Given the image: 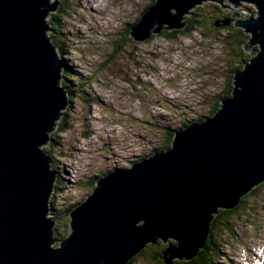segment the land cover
<instances>
[{"label":"water","instance_id":"water-1","mask_svg":"<svg viewBox=\"0 0 264 264\" xmlns=\"http://www.w3.org/2000/svg\"><path fill=\"white\" fill-rule=\"evenodd\" d=\"M202 1L230 9L223 0H158L132 35L145 40L180 30L182 16ZM228 1L255 4L257 20L234 26L252 33L245 52L261 49L234 74L233 98L221 101L211 120L188 127L180 136L184 149L103 178L71 214L72 233L54 250L46 215L55 174L39 146L47 145L69 100L61 87L64 65L44 23L58 2L0 0V264H126L156 238L178 243L160 257L166 264L193 261L219 209L235 208L264 180V0Z\"/></svg>","mask_w":264,"mask_h":264},{"label":"rangeland","instance_id":"rangeland-1","mask_svg":"<svg viewBox=\"0 0 264 264\" xmlns=\"http://www.w3.org/2000/svg\"><path fill=\"white\" fill-rule=\"evenodd\" d=\"M55 1L57 10L49 11L44 20L51 30L46 34L56 35L57 29L62 32L64 51H59V56L75 72L76 84L71 93L74 95L64 109L66 113L71 111L70 115L56 121V130L47 145L42 146L49 169L52 170L53 161H57L58 176L64 181L59 185V192L56 178L48 208L54 204L53 209L67 210L72 201L79 206L84 204L96 189L91 179L104 170H114V160H107V154L115 159L123 155L118 163L122 167L131 166V162L139 164L163 141L165 128L171 125L180 128L186 117L195 122L200 115L214 117L212 111L216 104L228 100L236 68L249 66L261 52L259 44L251 46L249 52H242L241 48L252 40V33L234 26L237 21H246L251 16L252 20H257L258 9L252 3L240 1L241 7L230 5V9H222L219 3L205 1L188 10L189 15L182 16L180 23L187 25L177 39L168 40L157 34L156 38L143 42L133 40L123 44L121 40L128 38V32L150 10L153 0H49V4ZM233 11L250 14L233 19ZM170 13L176 15L174 9ZM55 23L58 27L52 30L51 25ZM233 28L243 32L241 48L239 43L232 42L237 36ZM181 30L172 29L170 33ZM254 49H257L256 54ZM243 54L252 58L245 60ZM244 67L238 73H243ZM63 81L62 77V84ZM184 103L188 113L183 108ZM78 151L89 153L87 160L78 156ZM91 157L96 159L93 163L89 162ZM79 161L85 171L78 165ZM72 167L77 170L74 178L82 189L67 187L69 182L72 185ZM248 202L254 207L252 213L234 227L237 240L223 246L227 254L216 264L258 261L257 247L264 246V199ZM221 210L226 209L220 208V213ZM139 223L138 226L142 225ZM162 242L164 252L174 248L171 243L168 247V242H174L172 238ZM179 260L172 262H181ZM191 262L192 259L188 261ZM132 264L150 263L143 259Z\"/></svg>","mask_w":264,"mask_h":264},{"label":"trees","instance_id":"trees-1","mask_svg":"<svg viewBox=\"0 0 264 264\" xmlns=\"http://www.w3.org/2000/svg\"><path fill=\"white\" fill-rule=\"evenodd\" d=\"M157 1L158 0H153V3L155 4V3H157ZM154 4H152L151 6H153ZM214 6L219 7L218 5H215V4H214ZM149 9H151V8L149 7ZM141 18L139 20H141ZM57 25L58 24H56V23L52 24L51 25L52 30H54L55 27H58ZM231 26L233 27V25H230L229 27H231ZM236 28H233V29L237 30V36L234 39H232V42L233 43H239L240 48H241V45L243 44V41L241 39V37L243 36L242 35L243 32L238 31L240 28H238V29H236ZM56 32H55L56 35L51 36L52 43L57 47L58 51L63 52L64 47H63V44H61L62 32H60V29H57ZM132 32L133 31L130 29V31L128 32V35L130 34V36H128V38L125 40H121L123 44L132 42L133 40L138 41V42L144 41V40H136V38L133 39L134 36L132 35ZM182 33H184L183 30L174 31L172 33H170L168 30H164V31H162L161 34L158 33V36L164 37L165 39H168V40H171V39L174 40V39H177V37L180 36ZM156 36H157V34H152L150 38L153 39V38H156ZM241 50H242V52H244V50L242 48H241ZM254 50H255L254 54H256L257 49H254ZM60 58L62 59V63L64 65V68L62 70L64 81H63V84L61 83V86L64 88V90L68 96V99L70 97V100H71L72 96L74 95L71 93H72V88H73L74 82H75L74 80H76V77H75V79H73L75 72L66 63V61H64L63 57H60ZM243 58L245 60H247L248 58H252V57H251V55L247 56V55L243 54ZM242 69H243V66H238L236 68L237 73L240 72ZM232 90H233V86L231 88H229L228 96L226 97L227 99L232 97V94H233ZM220 102L218 104H216V106L214 108L215 111H212L213 112L212 114H215L216 112H218V110H221L222 104L220 105ZM70 113H71V111L69 113L64 112L65 117H68L70 115ZM211 118H213V115L211 116ZM208 119H210V118L209 117H207V118L200 117V118H198V122L204 124ZM188 126H189V123H188ZM177 133H178V130L176 128H173V129H169L166 132V135L167 136L170 135L171 137H174L177 135ZM165 144L167 147L161 145L162 148L159 149V152L164 151V150L166 151L167 148L168 149L173 148L172 145L170 146V139H169V144L168 143H165ZM53 147L54 146H52V148ZM50 154H52V153H50ZM56 162L53 161V163H52L51 168L53 171L54 170L57 171ZM122 169H124V168H122ZM119 170H120L119 168H116L112 172H116ZM112 172H108V174L112 173ZM56 175L58 176L57 172H56ZM98 175L99 176L91 179L92 180L91 183L94 186L97 184V181L99 180V178L101 176H103L104 174L100 173ZM57 179H58L57 189H59L60 183L62 184L64 181H63L62 177H60V176H58ZM256 187H254L253 191L249 192L247 195L240 198V204L238 206H236L235 208H233L231 210H221V213L212 222L211 235H210V238L207 240L206 248L203 251H201L198 254V256L191 263H188V261L184 262V260H179L181 262H175V264H215L217 262L215 260L218 259V257H223L224 256L223 246H226L230 239L235 238L234 227L240 221H242V219H247L248 214L250 215L254 209V207L249 206L248 201L249 200L259 201V200L264 199V182L257 185ZM249 197H252V199H249ZM78 206H75V207H77V209H78ZM75 207L74 208L72 207L68 210H64L61 207L60 208L56 207L52 211L49 212L50 218H52V216H53V218L58 216L57 218H54L53 229H52V232L55 230L57 233V237H55L56 239L53 238L54 239V246H53L54 249L59 248L61 243L67 241L69 235L72 233V230L70 227H71V223L73 220L70 219V215L74 214L75 211L77 210ZM55 220H57V221H55ZM170 243L172 244V246H174V248L178 246V243L176 241H174V242H168V247L170 246ZM163 248H164V243L162 242L161 239H159L156 241L155 244L147 245L141 251V254L135 256L134 258H132L129 261V264H132L135 261H139V260H143V259L145 261H148L150 264H154V263L166 264L163 259H160V257H162L163 252H164ZM207 260H209V262H207ZM151 261H153V262H151Z\"/></svg>","mask_w":264,"mask_h":264},{"label":"bare ground","instance_id":"bare-ground-1","mask_svg":"<svg viewBox=\"0 0 264 264\" xmlns=\"http://www.w3.org/2000/svg\"><path fill=\"white\" fill-rule=\"evenodd\" d=\"M204 1H202L201 3H203ZM224 2H226V4H224ZM240 2V1H239ZM238 2V6L239 7H241L242 5H239L240 3ZM222 4L224 5V6H228L229 8H230V5H233V6H235L234 4H232L231 2L229 3V1L228 0H223L222 1ZM237 6V7H238ZM152 7H154V5L153 6H151V8ZM192 9V8H191ZM237 16H235L234 18H236ZM233 18V19H234ZM245 21V20H244ZM96 25V24H95ZM171 32V31H170ZM162 33V30H160L159 31V34H161ZM254 46V45H253ZM261 50V49H260ZM205 60V59H204ZM212 64V63H211ZM206 68V67H205ZM216 70H217V68H216ZM219 71V70H218ZM197 72V71H196ZM203 72V71H202ZM212 72H214V71H212ZM208 74V73H207ZM203 77V76H202ZM212 80V79H211ZM210 80V81H211ZM213 81V80H212ZM211 81V82H212ZM215 89V88H214ZM191 96V95H190ZM196 99V98H195ZM222 101V100H221ZM191 104V103H190ZM194 104V103H193ZM221 105V104H220ZM218 111H220V110H218ZM198 113V112H197ZM215 114H217V112L215 113ZM64 116V112L62 113V115H61V117H63ZM59 120H61V118H59ZM58 120V121H59ZM181 124V123H180ZM177 125V124H176ZM164 139H165V137H164ZM42 146H44V145H41V146H39L40 147V150H42ZM170 149H172V148H170ZM170 149H168V150H170ZM168 150L167 151H164V152H158L157 154H165L166 152H168ZM154 156V155H153ZM54 174H55V176L58 178V176L56 175V171H54ZM261 219V218H260ZM53 237L55 238V230H54V232H53ZM56 239V238H55ZM206 243H207V241H206ZM205 242H204V244H203V246H202V249L199 251V252H201V251H203L205 248H206V244ZM259 247V246H258ZM55 250V249H54ZM57 250H59V249H57ZM140 254V253H139ZM138 254V255H139ZM137 256V255H136Z\"/></svg>","mask_w":264,"mask_h":264},{"label":"clouds","instance_id":"clouds-1","mask_svg":"<svg viewBox=\"0 0 264 264\" xmlns=\"http://www.w3.org/2000/svg\"><path fill=\"white\" fill-rule=\"evenodd\" d=\"M243 67H244V66H243ZM245 67H246V66H245ZM245 67H244V69H245ZM234 88H235V87H234ZM229 99H230V98H229ZM229 99H228V100H229ZM222 107H223V104H222ZM221 110H222V108H221ZM200 117H203V115H200L198 118H200ZM198 118H197V121H196V122H195V121H192V120L189 118V120H190L191 123H192V124H189V126H190V125H198V124H201V123L198 122ZM209 118L211 119V117H209ZM197 123H198V124H197ZM260 184H261V183H260ZM256 188H257V187H256ZM253 189H254V188H253ZM253 189H252V191H253ZM53 206H54V205H52V207L50 208V210H53ZM53 232H54V231H53ZM53 232H52V233H53ZM52 236H53V234H52ZM53 238H54V237H53ZM235 239H236V238H232V239H230V240L228 241L227 245H229L230 243H233ZM236 240H237V239H236ZM58 245H59V244H58ZM227 245H226V246H227ZM53 246H54V239H53V243L51 244L52 249H54ZM226 246H225V247H226ZM57 249H60V247L57 248ZM223 252H226V251H223Z\"/></svg>","mask_w":264,"mask_h":264},{"label":"flooded vegetation","instance_id":"flooded-vegetation-1","mask_svg":"<svg viewBox=\"0 0 264 264\" xmlns=\"http://www.w3.org/2000/svg\"><path fill=\"white\" fill-rule=\"evenodd\" d=\"M170 32V31H169ZM221 103V102H220ZM166 138H167V136L165 135V140H166ZM170 149V148H169ZM165 151V150H164ZM164 151H161V152H164ZM166 151H167V149H166Z\"/></svg>","mask_w":264,"mask_h":264}]
</instances>
